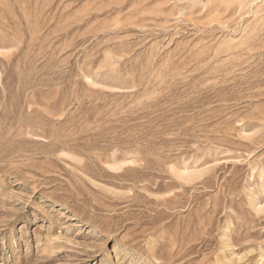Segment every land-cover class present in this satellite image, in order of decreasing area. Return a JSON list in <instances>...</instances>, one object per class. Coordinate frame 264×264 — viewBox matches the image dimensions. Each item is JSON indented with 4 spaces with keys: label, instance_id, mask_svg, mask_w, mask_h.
<instances>
[{
    "label": "rangeland",
    "instance_id": "1",
    "mask_svg": "<svg viewBox=\"0 0 264 264\" xmlns=\"http://www.w3.org/2000/svg\"><path fill=\"white\" fill-rule=\"evenodd\" d=\"M0 264H264V0H0Z\"/></svg>",
    "mask_w": 264,
    "mask_h": 264
}]
</instances>
